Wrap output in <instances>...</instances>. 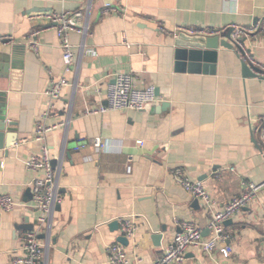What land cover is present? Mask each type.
I'll list each match as a JSON object with an SVG mask.
<instances>
[{
    "label": "crops",
    "instance_id": "obj_1",
    "mask_svg": "<svg viewBox=\"0 0 264 264\" xmlns=\"http://www.w3.org/2000/svg\"><path fill=\"white\" fill-rule=\"evenodd\" d=\"M108 1L122 13H103ZM77 9H83L88 30L69 32L73 59L64 72L54 29L28 16ZM263 19L264 0H0V56L9 54L19 67L10 77L0 69V111L17 134L8 150H0V195L19 203L0 211V264H13L21 254L22 224H33L38 238L46 234L39 238L46 248L42 264H108L107 246L121 244L123 217L136 227L121 244L129 264L160 259L181 221L195 223L209 238L211 215L194 204L172 170L202 182L215 210L248 183L263 181L256 128L264 117V79L245 76L242 56L220 45L213 62L176 70L175 39L185 33L179 29L248 27ZM35 29L38 53L27 43ZM242 37L249 58L264 69V36ZM117 72L132 73L138 87L154 85L158 100L141 111L86 114V108L106 104L109 77ZM62 75L69 84L46 122L64 125L45 136L62 201L47 230L37 225L38 211L25 206L33 174L23 161L39 154L35 123L46 110L50 80ZM94 137L106 144L105 151L95 150ZM229 220V237L221 245L211 253L189 248L179 264H264V187ZM223 245L231 247L228 257L220 252Z\"/></svg>",
    "mask_w": 264,
    "mask_h": 264
},
{
    "label": "built area",
    "instance_id": "obj_2",
    "mask_svg": "<svg viewBox=\"0 0 264 264\" xmlns=\"http://www.w3.org/2000/svg\"><path fill=\"white\" fill-rule=\"evenodd\" d=\"M103 13H122L121 7L114 5L113 1H108L103 5ZM29 19L37 21L54 29L57 37L60 40V47L63 50L64 72H68L70 64L73 59L72 45L69 42L68 34L71 31L79 33H86L88 25L83 22V9L75 11H38L29 14ZM227 28H187L179 29L187 34H198L203 36L220 35ZM39 29L32 30L27 38L29 47L38 53V44L36 42V35ZM261 33L264 36V20L252 24L248 27L233 28L231 39L234 44L241 45L239 39L243 35ZM122 41L127 44L126 37L122 35ZM245 50V48L241 45ZM246 57L249 62L260 70L259 76L264 77V69L255 65L249 58L248 53ZM112 82L108 84L105 91V105L85 109L86 114L105 113L108 110H144L147 105L155 103L158 98L155 93L154 85H146L138 87L135 84V77L129 72H117L111 74L109 77ZM69 84L67 78L62 75L57 79H51L45 91L48 102L46 110L41 114L37 123H35L33 140L40 143L39 154L31 155L24 159L23 164L25 168L32 172L33 177L29 182V189L31 193V200L25 206L33 207L38 211L36 218L37 225L47 226L49 228L50 217L56 205L61 203L62 195L59 191L58 177L59 171L52 167L49 149L45 143V136L48 132L63 126L64 124L47 123L46 118L51 111L56 108L57 101L61 96L62 89ZM260 140L263 143L264 157V117L260 120L258 127ZM143 141L137 140L136 144L142 145ZM92 145L97 152L105 151L106 144L100 137L92 139ZM131 167L127 166V171L130 172ZM172 175L175 182L187 190L194 198H196L201 205L211 215L208 223L211 236L205 238L202 235L201 228L193 222L181 221L179 224V231L175 233L173 238L167 244L162 257L151 264H179L186 256L189 248H198L205 253H211L219 244L226 240L229 236L224 230V223L237 214L241 209L248 206L254 200L260 189L264 187V180L259 183L250 182L245 189L238 195L232 197L221 210L214 209L213 199L202 184L198 180L188 178L183 172L176 168L172 170ZM17 203L11 196L7 194L0 195V211H13ZM120 232L126 238H131L135 232V225L128 217L120 219ZM38 230H26L21 233V254L13 258V264H42L45 255V244L38 238ZM108 264H129L127 253L124 247L119 243H111L107 246ZM220 252L224 257H228L231 252L229 245L220 246Z\"/></svg>",
    "mask_w": 264,
    "mask_h": 264
},
{
    "label": "water",
    "instance_id": "obj_3",
    "mask_svg": "<svg viewBox=\"0 0 264 264\" xmlns=\"http://www.w3.org/2000/svg\"><path fill=\"white\" fill-rule=\"evenodd\" d=\"M264 20V19H263ZM255 24V21H254ZM233 32V28L229 27L220 35H213V36H203L198 34H186V33H179L177 38L175 39L176 49H175V59H176V70H192L199 66L200 60H204L206 62H213L216 56V48L218 45L228 48L234 49L238 55L242 56V71L245 76H255L264 79V77L259 76L260 70L254 67L246 57L247 50H244L241 45L244 44L245 37H241L239 39L238 44H234L231 39V34ZM15 52V47L13 48V53ZM16 60L10 57L9 54L1 55L0 56V69L4 73L10 77L11 73H14L18 70V65L16 62L12 61ZM15 66V67H13ZM250 72V73H249ZM156 93V89H155ZM157 95V94H156ZM6 131L12 133L11 135H6ZM16 127L12 123H7L6 116L3 112L0 111V150H8L12 143H15L17 140ZM52 167L54 161H51ZM30 199L31 193L30 189H28ZM199 201L196 199L194 204L198 203ZM58 205H56L57 207ZM230 220L227 219L225 223L229 222ZM224 223V224H225ZM19 228L26 230H32L33 224L28 225H17ZM110 227L114 228L118 227L117 221H112L110 223ZM46 234L39 235V238H43ZM117 241L121 244H127V238L123 235H119L117 237Z\"/></svg>",
    "mask_w": 264,
    "mask_h": 264
}]
</instances>
